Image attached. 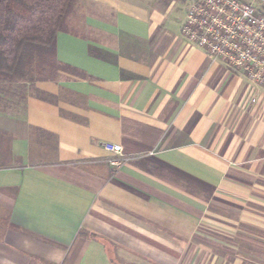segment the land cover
Returning <instances> with one entry per match:
<instances>
[{"label":"crops","instance_id":"crops-1","mask_svg":"<svg viewBox=\"0 0 264 264\" xmlns=\"http://www.w3.org/2000/svg\"><path fill=\"white\" fill-rule=\"evenodd\" d=\"M79 8L60 70L0 83V264H264V89L187 11Z\"/></svg>","mask_w":264,"mask_h":264},{"label":"built area","instance_id":"built-area-1","mask_svg":"<svg viewBox=\"0 0 264 264\" xmlns=\"http://www.w3.org/2000/svg\"><path fill=\"white\" fill-rule=\"evenodd\" d=\"M182 35L205 49L210 59L224 62L264 89V0H258L257 7L241 0H192ZM103 148L115 156L110 163L120 166V147L104 143Z\"/></svg>","mask_w":264,"mask_h":264},{"label":"trees","instance_id":"trees-1","mask_svg":"<svg viewBox=\"0 0 264 264\" xmlns=\"http://www.w3.org/2000/svg\"><path fill=\"white\" fill-rule=\"evenodd\" d=\"M81 0H0V83L48 79L61 69L55 39Z\"/></svg>","mask_w":264,"mask_h":264},{"label":"rangeland","instance_id":"rangeland-1","mask_svg":"<svg viewBox=\"0 0 264 264\" xmlns=\"http://www.w3.org/2000/svg\"><path fill=\"white\" fill-rule=\"evenodd\" d=\"M141 1L148 3L151 7L172 9L175 22H179L180 20H182V18L185 15V12L187 11V9L189 8L192 2V0H141ZM241 1L245 3H253V5L256 7L258 6V0H241ZM78 13L80 14V16L78 17L76 16L74 19L76 21L75 22L76 27L80 24L83 18L84 9L81 10L79 8Z\"/></svg>","mask_w":264,"mask_h":264}]
</instances>
